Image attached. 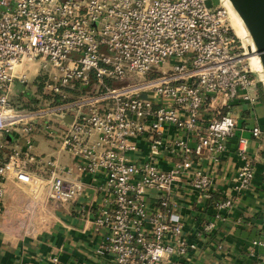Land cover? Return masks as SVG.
<instances>
[{"label": "built area", "instance_id": "obj_1", "mask_svg": "<svg viewBox=\"0 0 264 264\" xmlns=\"http://www.w3.org/2000/svg\"><path fill=\"white\" fill-rule=\"evenodd\" d=\"M236 37L226 0H0V206L8 181L59 203L83 189V174H102L92 218L97 255L110 264L190 260L198 248L190 236L213 230L209 214L224 219L254 178L233 107L257 101L264 75ZM25 93L43 105L12 98ZM63 112L70 123L52 116ZM168 125L176 134L165 137ZM40 128L58 131L70 164L34 152ZM250 133L259 139L263 129L256 122ZM232 139V192L215 198L214 167ZM190 193L185 206L202 213L194 234L178 199Z\"/></svg>", "mask_w": 264, "mask_h": 264}, {"label": "crops", "instance_id": "obj_2", "mask_svg": "<svg viewBox=\"0 0 264 264\" xmlns=\"http://www.w3.org/2000/svg\"><path fill=\"white\" fill-rule=\"evenodd\" d=\"M259 85L261 87L257 85L255 90L258 96L256 102L240 101L233 107L238 117L236 133L249 138V150L255 164L253 181L248 189L239 194L228 213L222 211L224 219L209 214V218L215 221L214 229L204 236H190L191 239L196 237L198 248L190 260L181 264H257L256 260L262 257L260 251L264 246L253 247L251 244L254 237L264 238V88L261 83ZM15 86L18 90L22 84L16 82ZM22 95H13L12 98L22 99ZM256 122L263 129L259 139H254L250 133V127ZM175 131L173 125H168L165 137L175 135ZM59 140L58 136L48 134L44 129H36L33 150L36 154L56 156L62 164H70L71 157L59 147ZM232 141L214 167L217 175L214 197L217 198L232 192V178L239 164ZM140 144L146 146L144 140ZM170 161L171 157L164 153L160 165L167 168ZM204 162L206 167L213 164L209 158H205ZM43 174L48 175V172ZM103 179L102 174H83V189L67 203L45 201L43 196L34 198L27 190L11 181L6 182L4 207L0 206V264H110L108 254L99 256L94 251L98 235L93 230L92 218L93 210L100 202L98 186ZM191 197L190 193L178 196V199L184 202L185 230L194 234L199 228L198 216L201 212L197 206H185ZM207 210L211 212L213 208L209 206ZM33 211L40 214L39 217L31 216L35 221L38 218L44 223L47 219L48 225L37 226L33 233L18 228L20 221L26 222L31 218L24 215ZM191 220L194 221L192 226L189 223ZM218 244H221L219 248ZM53 257L57 259L53 260Z\"/></svg>", "mask_w": 264, "mask_h": 264}, {"label": "rangeland", "instance_id": "obj_3", "mask_svg": "<svg viewBox=\"0 0 264 264\" xmlns=\"http://www.w3.org/2000/svg\"><path fill=\"white\" fill-rule=\"evenodd\" d=\"M226 2H227V5L229 6V8L231 9L230 16H231V20L233 22L234 31H235L236 36H237L236 38L238 39V44L240 46V50L242 52L247 50L249 45H253V47L255 49V46H254V44L252 42V38H251L249 32L247 31V29L244 27L243 22H242V20H241V18L239 16V14L236 12V10L234 9V7L232 6V4H231V2L229 0H226ZM249 55H250V52H249ZM252 56L250 55V58H251L252 62H255V64L258 65L259 58L253 59ZM246 60H249V59L247 58ZM35 66L37 67V64H35ZM147 74H155V72H148ZM37 89L39 90L40 87L37 86ZM31 94H34V93H30V94L27 93L26 95H29V96H24L23 99L18 98V101L20 103H22V106H28V105H30L31 107H40V106H42L43 105V100L41 98L39 99V97L36 94H34V95H31ZM45 98H46V102L45 103H47L50 99L48 97H45ZM55 122H56L57 125L59 124L57 121H55ZM55 132L56 133L53 136H57L58 131H55ZM44 200L45 201H51L52 199L51 198H44ZM68 201L69 200L65 201L64 203H67ZM46 213H47V209H45V215H46ZM26 215H28L30 217L32 216L34 218L35 216L39 217L40 214H38V211H33V212L28 213V214H25L24 216H26ZM32 217L29 220H26V222L20 221L21 223L19 222L18 228H21V230H23L25 232L28 231L29 233H33L36 230L37 226L38 227L39 226L42 227V226H47L48 225V223H47L48 221H46L47 219H45V222L42 223V219H38L37 218L36 221H35V219H33ZM37 222H39V225H38ZM22 223H24V224H22ZM42 224H44V225H42ZM262 234H263L262 236H264V231H262ZM263 246H264V244L262 245V247ZM260 252H261L262 257H259L256 260V263L257 264H264V247L262 248V250ZM52 259L56 260L57 258L53 257Z\"/></svg>", "mask_w": 264, "mask_h": 264}, {"label": "water", "instance_id": "obj_4", "mask_svg": "<svg viewBox=\"0 0 264 264\" xmlns=\"http://www.w3.org/2000/svg\"><path fill=\"white\" fill-rule=\"evenodd\" d=\"M230 1L252 38L264 75V0ZM52 116L67 124L73 119V115L67 112L54 113Z\"/></svg>", "mask_w": 264, "mask_h": 264}, {"label": "bare ground", "instance_id": "obj_5", "mask_svg": "<svg viewBox=\"0 0 264 264\" xmlns=\"http://www.w3.org/2000/svg\"><path fill=\"white\" fill-rule=\"evenodd\" d=\"M230 1V0H229ZM231 2V1H230ZM227 3V2H226ZM232 4V3H231ZM233 6V5H232ZM230 9V8H229ZM230 11H231V9H230ZM237 12V11H236ZM241 18V17H240ZM242 20V19H241ZM243 22V21H242ZM231 23H232V28H233V30H234V26H233V22H232V20H231ZM243 25H244V23H243ZM244 27H245V25H244ZM246 28V27H245ZM247 29V28H246ZM248 31V30H247ZM235 32V31H234ZM254 54V55H253ZM250 55L253 57V59H255V58H259L258 57V54L255 52V49H254V47H253V45L251 46V51H250ZM254 64H255V62H253ZM258 66H260L261 67V63H260V60L258 61Z\"/></svg>", "mask_w": 264, "mask_h": 264}, {"label": "trees", "instance_id": "obj_6", "mask_svg": "<svg viewBox=\"0 0 264 264\" xmlns=\"http://www.w3.org/2000/svg\"><path fill=\"white\" fill-rule=\"evenodd\" d=\"M35 82H36V84L38 85V87L41 86L42 81H41L40 77H37V79H35ZM258 86L261 87V85H259V82H258ZM26 94H27V93L23 94L22 96H23V97H24V96H29V95H26ZM29 94H30V93H29ZM31 95H34V94H31ZM23 97H22V99H23ZM215 198H217V197H215Z\"/></svg>", "mask_w": 264, "mask_h": 264}]
</instances>
